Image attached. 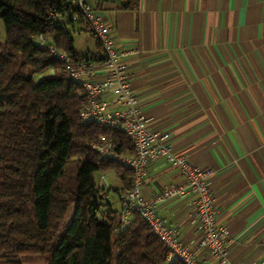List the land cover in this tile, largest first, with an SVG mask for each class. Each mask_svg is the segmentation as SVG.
<instances>
[{
	"label": "crops",
	"instance_id": "obj_1",
	"mask_svg": "<svg viewBox=\"0 0 264 264\" xmlns=\"http://www.w3.org/2000/svg\"><path fill=\"white\" fill-rule=\"evenodd\" d=\"M88 2L125 55L129 85L149 129L168 133L176 154L215 171L216 221L229 259L264 264V0ZM84 32L92 35L85 23L75 26V35ZM92 38L87 50L75 48L103 54ZM95 62L100 68L102 61ZM102 101L108 111L125 109L112 95ZM100 180L108 199L109 191L118 195L123 187L113 173ZM169 185L184 186V179L164 159L151 162L144 197L157 200ZM195 202L186 194L156 204L158 217L191 250L201 239ZM197 259L216 264L207 251Z\"/></svg>",
	"mask_w": 264,
	"mask_h": 264
},
{
	"label": "trees",
	"instance_id": "obj_2",
	"mask_svg": "<svg viewBox=\"0 0 264 264\" xmlns=\"http://www.w3.org/2000/svg\"><path fill=\"white\" fill-rule=\"evenodd\" d=\"M81 23L75 0H0V261L23 264V256H41L47 264H164L168 251L140 215L117 232L121 210L96 180L113 173L123 183L118 196L130 190L132 170L91 145L107 139L133 155V142L122 129L81 119L87 94L36 40L47 37L74 61H102V53L75 48ZM45 71L52 73L35 81Z\"/></svg>",
	"mask_w": 264,
	"mask_h": 264
},
{
	"label": "built area",
	"instance_id": "obj_3",
	"mask_svg": "<svg viewBox=\"0 0 264 264\" xmlns=\"http://www.w3.org/2000/svg\"><path fill=\"white\" fill-rule=\"evenodd\" d=\"M75 1L86 26L102 49L104 59L100 68L92 60L74 61L69 55L59 52L45 36L39 35L36 40L64 65L69 77L79 82L87 94L88 103L81 111V119L85 123L98 124L106 129H122L133 142V155L119 153L115 143L107 139L91 145L93 151L113 159L133 172L130 190L119 197L121 225L117 232L126 229L132 222V215L137 213L167 249L168 255L164 264H173L176 260L183 264H203L197 259L201 251H207L216 264H244L229 259L223 240L224 230L217 226L212 186L215 171L194 165L185 156L176 154L168 133L149 129V120L141 113L138 100L129 85L127 67L123 64L125 55L115 48L109 25L95 12L88 0ZM99 76L102 78L99 79ZM107 95H112L115 103L125 109L108 111L107 103L102 101ZM158 159H164L178 171L184 179V186L169 185L157 200L146 199L143 186L147 167ZM186 194L196 197L197 231L201 234V239L194 250L186 247L178 231L165 224L156 213L158 201L172 200Z\"/></svg>",
	"mask_w": 264,
	"mask_h": 264
},
{
	"label": "rangeland",
	"instance_id": "obj_4",
	"mask_svg": "<svg viewBox=\"0 0 264 264\" xmlns=\"http://www.w3.org/2000/svg\"><path fill=\"white\" fill-rule=\"evenodd\" d=\"M2 38L4 39V30L2 31L1 34ZM74 40H75V45L77 48L80 50H87L93 45V38L92 35L84 32L82 34H73ZM52 73V71H45L40 74H36L34 76L35 81L40 82L44 77L49 76ZM101 174L96 175V180L99 185H101V180H100ZM111 181V177H109L108 182ZM104 182V181H103ZM108 191V190H107ZM110 197L109 200L114 204V208L117 210H121V203L119 201L118 195L114 191H109L108 192ZM73 217V210H71L66 217V219L61 223V226L59 228V232L62 233L66 230V228L69 226L71 220ZM21 262L23 264H47L45 258L41 256H23L20 258ZM0 264H6L4 261H0Z\"/></svg>",
	"mask_w": 264,
	"mask_h": 264
}]
</instances>
